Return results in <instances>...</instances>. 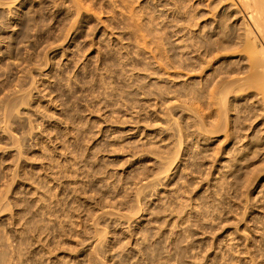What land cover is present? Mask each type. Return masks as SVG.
Wrapping results in <instances>:
<instances>
[{
    "label": "rangeland",
    "instance_id": "1",
    "mask_svg": "<svg viewBox=\"0 0 264 264\" xmlns=\"http://www.w3.org/2000/svg\"><path fill=\"white\" fill-rule=\"evenodd\" d=\"M232 2L0 0V264H264Z\"/></svg>",
    "mask_w": 264,
    "mask_h": 264
},
{
    "label": "bare ground",
    "instance_id": "2",
    "mask_svg": "<svg viewBox=\"0 0 264 264\" xmlns=\"http://www.w3.org/2000/svg\"><path fill=\"white\" fill-rule=\"evenodd\" d=\"M232 6L242 18V32L236 33L237 39L243 44L241 50L246 52L249 66L255 69L253 76L264 78V0H233ZM262 86L264 90V80Z\"/></svg>",
    "mask_w": 264,
    "mask_h": 264
}]
</instances>
